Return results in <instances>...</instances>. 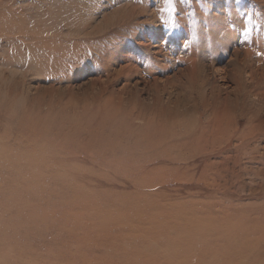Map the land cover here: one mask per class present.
<instances>
[{
    "label": "rangeland",
    "instance_id": "obj_1",
    "mask_svg": "<svg viewBox=\"0 0 264 264\" xmlns=\"http://www.w3.org/2000/svg\"><path fill=\"white\" fill-rule=\"evenodd\" d=\"M166 7L0 0V160L26 150L21 164L114 209L84 239L88 216L78 234L2 227L0 264H235L264 249V0ZM151 134L169 140L156 153Z\"/></svg>",
    "mask_w": 264,
    "mask_h": 264
},
{
    "label": "bare ground",
    "instance_id": "obj_2",
    "mask_svg": "<svg viewBox=\"0 0 264 264\" xmlns=\"http://www.w3.org/2000/svg\"><path fill=\"white\" fill-rule=\"evenodd\" d=\"M260 69L262 70L263 68ZM170 119V127H174L181 124L182 122H185L184 117L183 119H180V117L177 116V113L171 115ZM147 140H149L150 142L148 143L147 147L152 149L155 153L156 150L159 149V147L163 146L169 141L165 137H155L153 136V134L148 135ZM10 149L11 150L9 152L5 151L2 153L3 158L0 160V174L2 176L3 174H7L4 176L8 177V182L10 183L0 185V228L11 227L16 230H20L24 227H27L30 234H39L41 231V225L47 224L53 231L57 232L58 234H78L76 233V231L78 230L79 232V229L82 228L81 218H83L84 216H88L86 226L93 231L83 229V231L81 232V234L83 235L80 237V239H84L90 234H100V232L104 229V226H106L107 228L109 227V224L107 223H110L113 220L107 219L106 217L109 218L110 215H113L110 213L112 210H114L113 207L109 210L98 209L97 207L99 206H94L92 209H90V207L92 206H89L88 200L90 198L87 194L81 193L76 187L70 188V183H68V181H65V179L61 176H59L57 180L53 179L52 176L59 174L58 172L52 171L51 169L45 168L44 166L40 167L39 165L32 167L30 163L23 165L19 161L18 157H25L27 159H30V153H28L26 150L19 151L15 148ZM37 160H40V158H37ZM9 163L13 165L12 168H10ZM7 168L10 169L8 170ZM1 178L4 177H0V184L1 181H3V179ZM30 192H32L31 195ZM43 194H48L52 197V199L55 198L56 200H54L53 202H48V204L43 209H38L33 206L31 201L39 199V196L43 197ZM123 206L126 207L125 204H123ZM11 213H15L16 215H18V218L16 220L3 223L1 221L2 216L4 214L8 215ZM196 223L192 224V229L194 231L202 229L204 230V228L208 229L209 227H211H206L205 224L202 225L198 220V225L200 223V226H203L201 228H198L196 227ZM191 230H189V232L187 231L188 234H192ZM99 237H101V235ZM257 242V245L260 246L264 244V240L262 238ZM248 250L249 252L243 251L244 254L239 256V258H241L242 260L237 259V262L235 264H246L245 260L248 261H246L248 264H264V249H260L259 247H252ZM122 259L125 260L123 257ZM220 260L222 261V264H232L234 261V259L232 258H221L219 259V261ZM214 262L215 261L212 260V258L209 259L210 264H215ZM196 264L199 263L196 262Z\"/></svg>",
    "mask_w": 264,
    "mask_h": 264
},
{
    "label": "snow or ice",
    "instance_id": "obj_3",
    "mask_svg": "<svg viewBox=\"0 0 264 264\" xmlns=\"http://www.w3.org/2000/svg\"><path fill=\"white\" fill-rule=\"evenodd\" d=\"M164 3L166 4V9H164L165 11H173V0H164Z\"/></svg>",
    "mask_w": 264,
    "mask_h": 264
}]
</instances>
